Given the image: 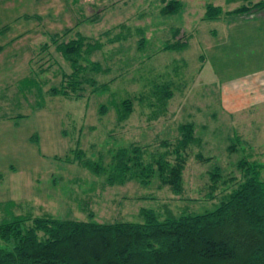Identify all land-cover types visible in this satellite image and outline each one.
<instances>
[{
	"label": "rangeland",
	"instance_id": "rangeland-1",
	"mask_svg": "<svg viewBox=\"0 0 264 264\" xmlns=\"http://www.w3.org/2000/svg\"><path fill=\"white\" fill-rule=\"evenodd\" d=\"M172 1L181 2L180 13L164 15ZM247 3L0 0V224L20 216L142 224L143 210L164 218L203 215L244 181L242 160L264 168V12L249 14L257 18L251 21L227 14ZM209 5L224 14L207 19ZM177 32L186 46L165 51ZM57 35L65 43L82 37L101 44L86 62L102 65L96 79L112 81L106 91L93 95L88 86L80 100L51 95L72 72L52 43ZM166 82L174 83V97L163 104L157 88ZM126 100L134 101V112L120 122L116 107ZM187 123L202 145L187 152L181 195L158 176L110 186L105 174L83 165L108 168L119 149L132 145L163 151L160 144L179 140ZM216 169L222 179L212 197Z\"/></svg>",
	"mask_w": 264,
	"mask_h": 264
},
{
	"label": "trees",
	"instance_id": "trees-1",
	"mask_svg": "<svg viewBox=\"0 0 264 264\" xmlns=\"http://www.w3.org/2000/svg\"><path fill=\"white\" fill-rule=\"evenodd\" d=\"M247 2L228 14L264 12V1ZM182 6L181 2L172 1L162 13L177 15ZM222 14L221 7H207L209 20H217ZM71 31L67 30L62 37ZM179 34L174 35L165 51L186 46V37L177 39ZM62 37L55 36L52 43L72 72L63 75L62 83L50 91L51 95L80 100L85 97L88 86L93 89V95L99 90L106 91L112 81L99 84L96 79L97 74L103 72L102 65L86 62L101 44L93 45L82 37L65 43ZM125 37H117L111 42ZM143 43L141 39L140 44ZM48 48L46 45L43 50ZM2 50L0 47V52ZM173 86V82H166L157 88L163 94V104L174 97ZM133 102L126 100L116 107L120 122L134 112ZM101 110L107 111L108 107L102 106ZM180 131L181 138L175 143L160 144L163 151L154 152L150 147L132 145L119 149L108 168L89 161H84L83 165L93 173L105 174L110 186L132 181L149 184L158 176L162 187L167 186L173 193L181 195L189 160L187 152L194 146H201L202 140L197 137L193 123L182 125ZM235 151L236 146L229 147V152ZM82 154L83 151L78 150L76 156L82 159ZM195 157L198 161H208L201 153ZM238 169L243 173L244 181L223 196L216 210L203 215L164 218L156 212L143 210L142 224H98L52 216L16 217L0 224V242L8 245L6 249L0 248V264H264V168L242 160ZM220 179V169L211 172L212 197Z\"/></svg>",
	"mask_w": 264,
	"mask_h": 264
},
{
	"label": "crops",
	"instance_id": "crops-1",
	"mask_svg": "<svg viewBox=\"0 0 264 264\" xmlns=\"http://www.w3.org/2000/svg\"><path fill=\"white\" fill-rule=\"evenodd\" d=\"M261 2V1H260ZM259 3V2H258ZM228 14V13H227ZM254 19H257L256 16H252L250 17L248 20L251 21V20H254Z\"/></svg>",
	"mask_w": 264,
	"mask_h": 264
}]
</instances>
